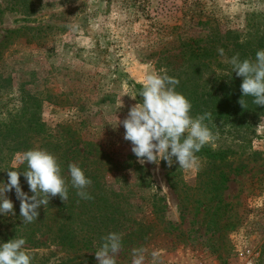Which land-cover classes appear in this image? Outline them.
I'll use <instances>...</instances> for the list:
<instances>
[{
  "label": "rangeland",
  "instance_id": "rangeland-1",
  "mask_svg": "<svg viewBox=\"0 0 264 264\" xmlns=\"http://www.w3.org/2000/svg\"><path fill=\"white\" fill-rule=\"evenodd\" d=\"M27 2L39 9L29 19L9 12L0 17V118L18 113L24 100L37 99L32 111L44 130L70 125L111 157L100 163L118 168L103 182L136 208L133 218L155 224L143 243L121 248L116 264H132V250L140 248L144 264H264V115L205 121L216 137L211 149L224 151L217 163L227 181L220 201H207L200 210L192 201L202 196L196 188H206L212 162L199 159L198 171L173 163L174 181L188 188L187 200L179 201L167 186L171 167L165 161L139 163L116 119L122 121L142 101L145 66L159 72V53L173 49L178 37L202 33L195 19L213 17L222 27L258 36L264 32V0ZM15 156L10 165L16 168L21 163ZM25 248L32 263L52 264L66 256L57 247ZM81 255L98 264L95 253Z\"/></svg>",
  "mask_w": 264,
  "mask_h": 264
},
{
  "label": "trees",
  "instance_id": "trees-1",
  "mask_svg": "<svg viewBox=\"0 0 264 264\" xmlns=\"http://www.w3.org/2000/svg\"><path fill=\"white\" fill-rule=\"evenodd\" d=\"M27 1L1 0L0 17L9 12L23 16L22 19H29L39 9L36 4L32 5ZM2 2H5V7ZM195 20L197 22L193 25L199 27L202 33L175 39L173 49L159 53L155 68L159 71L166 69L167 75L179 80L176 91L191 102L192 116L210 112L212 117L225 122H235L247 116H263L264 107L252 103L253 98L250 96L244 97L245 107L240 106L238 100L242 97V78L233 73L232 66L224 62V57L217 50L223 48L228 59L238 53L241 60H254L256 52L264 49V32L252 37L251 31L242 35L238 30L222 27L219 20L213 17L202 16ZM17 32L7 31L11 35ZM36 100H24L18 113L9 115L6 119L0 118V184L8 182L7 171L22 173L27 170L26 163L16 168L10 165V160L16 153L39 148L57 158L61 174L68 183V200L64 203L59 196L51 198L47 206L38 210L39 216L35 222L23 224L20 201L15 189L6 193L14 204L15 216L0 215V244L22 237L26 240L25 246L28 249L57 247L66 255L52 264H84V261L91 264L94 258H86L81 254L88 251L95 253L98 244L100 246L103 243L102 238L109 233L121 235V248L137 242L143 243L155 224L153 221L143 222L133 218L136 208L103 182L105 175L118 166L101 164L103 159L105 163L111 162V157L103 152L99 144L83 140L70 125H62L54 133L44 130L39 114L32 111V106L38 104ZM196 155L199 159L212 162L213 166L206 172V188L204 189L203 184L196 188L202 196L192 201L195 204L193 207L200 210L207 201H220L227 178L217 163L225 157L223 150H213L211 144H208ZM73 163L92 181L86 189L92 197L90 200L81 199L76 194L77 190L71 187L68 165ZM174 172V166L167 169V186L176 193L179 201H185L188 188L186 184L174 181ZM20 185L23 192L33 195L23 175L20 176ZM203 191L210 196L206 197ZM156 208L154 205L153 210Z\"/></svg>",
  "mask_w": 264,
  "mask_h": 264
},
{
  "label": "clouds",
  "instance_id": "clouds-1",
  "mask_svg": "<svg viewBox=\"0 0 264 264\" xmlns=\"http://www.w3.org/2000/svg\"><path fill=\"white\" fill-rule=\"evenodd\" d=\"M218 53L224 62L232 66V71L242 78L240 90L242 97L238 103L245 107L244 97H252V103L264 107V49L258 50L255 59H240L235 54L230 59L225 57L224 49ZM139 97L142 101L129 108L126 118H117L118 126L122 124L124 140L131 143V151L142 165L159 164L165 161L169 167L176 163L184 171H198L200 160L196 153L208 144L215 147V135L205 123L212 118V113L205 112L193 117L192 104L176 91L179 80L167 75L166 69L157 72L145 66ZM130 96V95H128ZM136 100L134 96H130ZM122 106V105H121ZM117 126V127H118ZM15 160L27 164L24 172L7 171L8 182L0 184V215L15 216L14 204L6 193L15 189L20 201V217L23 224L37 220L39 209L47 206L51 198L59 196L62 202L68 200V183L61 174L57 158L39 148L16 153ZM71 187L77 190L81 199L90 200L86 189L92 181L76 164L68 165ZM27 181L29 196L22 191L20 176ZM121 235L109 233L102 238V246L95 252L98 264H116L115 256L121 250ZM24 238H14L0 244V264H32V257L25 248ZM144 249L132 250V264H144ZM155 259L157 252L152 253Z\"/></svg>",
  "mask_w": 264,
  "mask_h": 264
}]
</instances>
